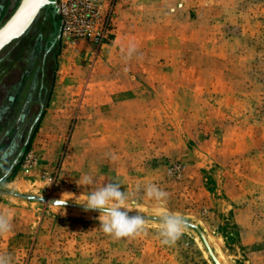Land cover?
<instances>
[{"label":"rangeland","instance_id":"374dc122","mask_svg":"<svg viewBox=\"0 0 264 264\" xmlns=\"http://www.w3.org/2000/svg\"><path fill=\"white\" fill-rule=\"evenodd\" d=\"M51 3L62 31L12 178L41 111L51 15L43 9L0 53V78H33L29 105L21 86L11 101L0 89V211L12 226L0 254L12 264H264V0ZM84 174L92 186L78 184ZM109 182L129 193L147 234L114 239L99 211L78 204ZM148 183L186 220L173 245L160 243ZM64 194L63 210L53 204Z\"/></svg>","mask_w":264,"mask_h":264},{"label":"clouds","instance_id":"9594fccd","mask_svg":"<svg viewBox=\"0 0 264 264\" xmlns=\"http://www.w3.org/2000/svg\"><path fill=\"white\" fill-rule=\"evenodd\" d=\"M115 158V157H114ZM79 185L92 186L94 179L89 174H84L79 179ZM139 190V185L137 186ZM148 201L151 202V211L158 218V237L162 245H173L181 237L186 228L185 218L177 212L167 208L168 193L153 183H148L144 188ZM62 198L53 205L64 210L69 199ZM80 197L76 200V202ZM78 203V202H77ZM84 211H99V229L114 239L137 237L147 234L148 220L137 212L130 216L132 211L129 206V193L121 191V185L109 182L102 186L91 188L82 203ZM11 212L0 211V236L10 233ZM0 264H12L11 256L0 254Z\"/></svg>","mask_w":264,"mask_h":264},{"label":"water","instance_id":"95a60500","mask_svg":"<svg viewBox=\"0 0 264 264\" xmlns=\"http://www.w3.org/2000/svg\"><path fill=\"white\" fill-rule=\"evenodd\" d=\"M45 9L50 15L52 20V25L54 27V39L52 41L51 46L46 51L44 57H43V67H42V80H41V88L38 95V101L41 105V111L39 115L36 118V121L33 123L28 139L25 143V145L22 147L21 151L19 152L18 156L12 163L9 172L13 170L16 165L18 164L19 159L24 153V150L29 142V138L33 129V126L38 122L40 117L42 116V109H43V103L41 99L42 90L44 88V64L46 60V56L49 52L53 50L55 47L62 31V25L56 18V14L54 12V7L51 3V0H21L15 11L12 13V15L7 19V21L0 26V53L11 43L21 38L32 26L40 12ZM0 193H6L0 189ZM9 194V193H6ZM27 199H33L38 200L39 198L32 197V196H25Z\"/></svg>","mask_w":264,"mask_h":264},{"label":"flooded vegetation","instance_id":"af4514ba","mask_svg":"<svg viewBox=\"0 0 264 264\" xmlns=\"http://www.w3.org/2000/svg\"><path fill=\"white\" fill-rule=\"evenodd\" d=\"M48 37H49L48 39L52 38V41H53L54 36L50 35ZM50 46H51V44H49L47 46V48L44 50L43 57H44L46 51L49 49ZM51 53H52V51L47 54L46 60H45V64H44V68H43L44 69L43 70L44 71V75H43L44 88H43L42 94H41V99L42 100H43V98L45 96L46 83H47V79H48V77H47L48 74H47V70H46V62H47L48 57H50ZM17 74H19V72ZM41 75H42V70H41ZM32 79H33L32 78V72H30L29 70H26V72H25V77H24V80H23L24 82L22 81V79L18 78L17 75H16V77L13 76V77H10V78H6V74L3 73V77L0 78V89H3L4 92H5V94H4L5 100L6 101H9V100L11 101L12 98H14L16 93L18 92V90H17L18 86H21V88H22V90L20 91L21 92V97H20L18 102H21V100H22L21 103H23L24 106L31 104V101L29 100L28 97H30L29 95H31V92H32V82H33ZM7 84H10V85H7ZM40 88H41V86H40ZM40 88H39V92H40ZM15 90H17V91H15ZM8 95H9V97H8ZM10 95L14 96V97H11ZM38 95H39V93H38ZM38 95H37V99H38ZM7 112H8V109L5 110L4 115L7 114Z\"/></svg>","mask_w":264,"mask_h":264},{"label":"crops","instance_id":"0c3cea01","mask_svg":"<svg viewBox=\"0 0 264 264\" xmlns=\"http://www.w3.org/2000/svg\"><path fill=\"white\" fill-rule=\"evenodd\" d=\"M11 1H12V0H9V3H8V1H7V2H5L4 4H2V1L0 0V19L2 18V16H3L5 13H7L8 8L11 6L10 4H12ZM7 85H10V84H7ZM1 146H2V145H0V149H1Z\"/></svg>","mask_w":264,"mask_h":264},{"label":"trees","instance_id":"16d2710c","mask_svg":"<svg viewBox=\"0 0 264 264\" xmlns=\"http://www.w3.org/2000/svg\"><path fill=\"white\" fill-rule=\"evenodd\" d=\"M17 41V40H16ZM15 42V41H14ZM29 149V148H28ZM28 149L26 150V151H28ZM17 170H18V166L15 168V170L12 172V174H11V178L14 176V174H16V172H17Z\"/></svg>","mask_w":264,"mask_h":264}]
</instances>
